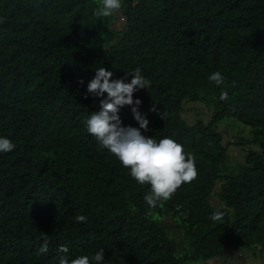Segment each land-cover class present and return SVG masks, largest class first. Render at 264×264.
Listing matches in <instances>:
<instances>
[{
	"label": "trees",
	"instance_id": "obj_1",
	"mask_svg": "<svg viewBox=\"0 0 264 264\" xmlns=\"http://www.w3.org/2000/svg\"><path fill=\"white\" fill-rule=\"evenodd\" d=\"M99 4L0 0V137L15 145L0 153V264H58L61 245L70 258L103 249V264H183L224 248L264 254V0H122L120 28L111 25L120 15L93 14ZM100 67L112 79L139 67L151 81L133 93L149 121L141 133L195 158L196 179L151 215L150 185L86 131L107 97L87 91ZM217 71L219 86L208 79ZM134 106L120 109L122 126L139 128ZM229 145L242 147L233 165ZM215 211L221 221L209 219ZM45 233L48 252L37 254Z\"/></svg>",
	"mask_w": 264,
	"mask_h": 264
},
{
	"label": "clouds",
	"instance_id": "obj_2",
	"mask_svg": "<svg viewBox=\"0 0 264 264\" xmlns=\"http://www.w3.org/2000/svg\"><path fill=\"white\" fill-rule=\"evenodd\" d=\"M122 8V0H100L94 15L98 18H107ZM113 73L100 67L95 70V76L87 85V91L95 97H107L100 100V111L92 113L85 122V128L98 143L101 149H107L113 154L122 166L130 170V176L141 186L150 185V190L144 195V200L149 206L147 215L158 205L169 201L176 191L184 184L191 183L198 173L195 166V158L186 153L183 146L171 138L165 137L157 141L148 138L141 133V129L147 131L149 121L138 111L141 104L139 99L133 100V93L139 89L151 87V81L141 74L139 67L126 73L124 78L112 79ZM127 76H131L130 82H125ZM210 82L216 85L224 83V77L220 72H214L208 77ZM79 83L83 84L81 80ZM228 92L222 91L220 100L227 102ZM125 105L132 107L134 119L139 128L122 126L119 111ZM151 111L158 112L155 105ZM166 113H161V119ZM15 145L6 138L0 137V153L13 151ZM180 206L177 207L179 211ZM225 213L213 212L209 219L213 222L221 221ZM77 223H86L85 215L74 217ZM44 243L37 254L48 252L47 234H43ZM58 264H103V249L94 255H78L70 258L69 248L61 245L58 249Z\"/></svg>",
	"mask_w": 264,
	"mask_h": 264
},
{
	"label": "rangeland",
	"instance_id": "obj_3",
	"mask_svg": "<svg viewBox=\"0 0 264 264\" xmlns=\"http://www.w3.org/2000/svg\"><path fill=\"white\" fill-rule=\"evenodd\" d=\"M115 14L120 15L117 19H114L111 23L116 28H120L123 19L121 18L120 11L115 12ZM187 106V105H186ZM201 111V110H200ZM184 117L187 120L191 121L193 119L194 112L188 109L184 112ZM241 127V125H238ZM218 129L221 131L223 135V140L226 142L227 140H234L235 138V130L233 128L229 130L223 127V124H220ZM225 129V130H224ZM229 131V132H228ZM241 146H228V153H229V164L233 165L238 161L242 160V153H241ZM219 188V182L215 184V189ZM210 201L212 204L221 205L222 203L218 199L216 194L211 195ZM164 222L169 226L170 234L176 238V240H182L183 237L181 235V230L176 228L174 225L175 223L171 221L169 216L167 215L164 219ZM183 264H264V254L259 251L258 247L253 249H242L240 251L233 250L232 248H224L219 255L214 258L207 259V260H196L190 261L185 260Z\"/></svg>",
	"mask_w": 264,
	"mask_h": 264
}]
</instances>
